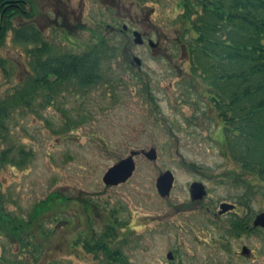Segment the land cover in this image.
<instances>
[{"label":"rangeland","instance_id":"374dc122","mask_svg":"<svg viewBox=\"0 0 264 264\" xmlns=\"http://www.w3.org/2000/svg\"><path fill=\"white\" fill-rule=\"evenodd\" d=\"M178 2L84 0L80 14L79 8L66 12V28L82 24L70 31L71 40L62 41L58 28L44 32L45 41L60 53L101 51L102 78L87 87L60 86L47 103L36 96L29 109L14 111L6 120L0 155L7 151L12 161L0 166V197L12 218L29 224V236L23 233L18 242L0 233V264H119L100 251L83 249V241L99 238L126 264H169L167 252L178 258L174 264L189 258L205 264H264V230L230 236L226 219L211 214L228 202L246 216L256 215L264 212V201L232 182L228 169L233 164L214 141L215 125L195 115L200 104L192 107L181 99L178 76L185 63L173 43ZM68 6L75 8V0ZM46 16L54 18L48 6ZM123 24L128 33L136 30L157 42V52L152 54L146 42L134 45L120 32ZM130 55L140 58L139 67L129 66ZM0 58L8 72L0 76L1 93L6 83L17 85L29 59L25 45L12 43L9 34ZM151 148L154 162L142 153ZM130 153H136L131 177L105 186L104 173ZM165 171L172 173L173 183L169 196L161 198L155 181ZM193 182L206 189L203 206L189 198ZM37 209L42 213L31 219ZM107 226L115 234L110 240L103 237ZM242 245L252 251V262L241 258Z\"/></svg>","mask_w":264,"mask_h":264},{"label":"trees","instance_id":"16d2710c","mask_svg":"<svg viewBox=\"0 0 264 264\" xmlns=\"http://www.w3.org/2000/svg\"><path fill=\"white\" fill-rule=\"evenodd\" d=\"M176 7L179 13L173 20V43L185 63L178 76L184 90L181 99L184 96L192 107L200 104L201 112L195 115L215 125L214 141L221 156L233 164L228 169L232 182L264 201V0H179ZM16 35V43L40 44L38 50L46 54L43 60L39 53H31L37 66L32 102L41 81L46 89L43 101L47 103L60 86L73 82L87 87L102 78L101 51L71 55L55 50L57 53L52 55V46L34 39L35 34L28 38L25 31L19 30ZM51 75L54 81L45 79ZM22 97L21 93L20 103ZM9 108L8 100L0 102V128ZM7 161L12 160L7 158V151L2 152L0 166L11 163ZM42 211L37 209L31 219ZM21 224L0 210L2 231L19 239ZM106 231L107 240L114 237L113 228L107 226ZM83 249L88 253L100 251L109 261L126 264L102 238L92 245L84 241Z\"/></svg>","mask_w":264,"mask_h":264},{"label":"flooded vegetation","instance_id":"af4514ba","mask_svg":"<svg viewBox=\"0 0 264 264\" xmlns=\"http://www.w3.org/2000/svg\"><path fill=\"white\" fill-rule=\"evenodd\" d=\"M43 1H45L44 5H42V3H41L42 0H0V40L2 41L0 43V47L3 46L8 34L10 35L11 42L16 43L15 40H17L19 38L16 35V31H19V30L25 31L28 38L33 33V34H35V35H33L34 39L40 40L43 43H48L45 41V37H44V32L48 29L51 30L52 28H58L57 30H59V33H58L59 37L62 39V41H65V39H67V40L72 39L73 34L70 32V31H72V29L77 30L78 29L77 27L82 28L81 23H80L81 25L77 24L76 25L77 27L75 26L74 28L73 27L66 28V26H64V23L66 25H68V23H70L69 20H68V23L66 21L67 20V17H66L67 11H68V13L71 14V12L74 11L73 9L79 8L80 9L79 14L82 12V10L85 7L84 0H75V2H76L75 8L68 6L70 0H43ZM108 1L109 0H97L98 3L103 4V5L106 4ZM118 1H121V0H118ZM57 4H60L61 7H58ZM45 6L46 7L48 6L51 9V12L54 16L53 20H50L46 16V7ZM42 17H43V22H42ZM58 19H60L61 21L59 22ZM76 19H78V16ZM123 26H125V29H123ZM110 30H115V28H110ZM133 31H136V30H130L128 33V29H127L126 25H124V24L121 25L120 32H123L126 36L130 35L131 39H132V32ZM88 32L94 38L95 34L91 30H88ZM140 34L142 35L143 43L141 45H136V46H142L144 44V42H146V45L151 50V53L152 54L156 53L157 52V46H158L157 42L152 41L150 38L145 39L144 35L142 33H140ZM149 40L152 41L153 43H155L154 47L151 48L148 46ZM24 45H25V54L27 55L29 62H28V64H24V63L22 64V66H23L22 77L20 78L19 81L16 82L17 85H14V84L9 85L6 83L5 84L6 88H4L2 90V92L0 93V102H4L6 100L9 101V107L10 108H9V112L6 115L7 117L5 120H8L10 115L14 111H24L26 109H29L31 104H32L31 86H32V83L34 84V82H32V81L35 78V70L37 69V66L35 64L36 59L31 57L32 56L31 53H33V52L35 54L39 53L40 55H42L43 60L46 59V54L43 51L41 52L38 50V47H40V44L36 45L34 43H26ZM49 45H51V44H49ZM58 48L60 49V47H58ZM53 51H55V50H53ZM119 51L121 52L122 49H120ZM57 52H59L58 49H57ZM86 53H88V52H86ZM63 54H66V53H63ZM71 55H79V54H71ZM133 57H137V56L130 55L129 60H127L129 66L139 67L141 65L140 58L137 57L140 60V64L136 65L132 60ZM5 62H6V60L0 58V76L4 75V76L8 77L7 76L8 72H7V68H6L7 66H5ZM45 79L52 82L55 80V77L51 75ZM43 84L44 83L42 81L38 83V85H39L38 96H41L42 100H43V96L46 95V89H45V86ZM21 93L23 95L22 103H20L18 101L20 99ZM1 116H3V115H1ZM3 132H5V123H4V126L2 128H0V133H3ZM204 190H205V195L202 199L197 200V201H193L190 199L191 202H194L197 205L200 204V206H203L202 203H203L205 196H206L205 187H204ZM188 194H189V188H188ZM189 198H190V195H189ZM244 201L245 200H242V203L240 202V204L245 205ZM222 203H227L229 205H232L233 208L228 209L224 213L220 214L219 213L220 212L219 206ZM0 210L3 213V215L10 216V214L4 209L2 197H0ZM239 212L243 213V215L239 214ZM211 214L215 218V220H220L222 218L226 219L227 228L225 230V233H227L230 236H235V237H243L246 235L252 236V234L255 231L264 230L262 228H253L252 222L254 220L255 215L250 214V215L246 216L245 210H239V208L236 204H231L228 202H221L217 206V211L215 210V211L211 212ZM12 219H15V218H12ZM16 221H19V220H16ZM25 224H26L27 228H24ZM21 225H22V227H21L20 232H19V235H20L19 239H16L15 236L10 235L6 231H2L1 229H0V233L5 234L8 238H10L12 240H17L18 242H21V235L23 233L25 236H29L26 233L29 229V224L25 223V221H23ZM105 233H104L103 237L105 236ZM99 239H101V238H99ZM96 241H98V240H96ZM96 241L90 240L87 242L92 245ZM103 242L106 243L104 240H103ZM78 243H79L78 239L76 241H74L73 242V244L75 245L74 247L78 246ZM26 245H27V243H25L24 247ZM83 245H84V241L82 242V246ZM243 247L248 250L247 254H242ZM167 253H171V255H172V258L170 260H168L170 262L169 264H174L178 260V258L175 257L172 254V252H167ZM240 255H241V258L243 260L251 261V262L253 261L252 251L245 245L241 246ZM200 260H201L200 258H189L183 264H205V262H200ZM114 262L121 264V261L120 262L114 261Z\"/></svg>","mask_w":264,"mask_h":264},{"label":"water","instance_id":"95a60500","mask_svg":"<svg viewBox=\"0 0 264 264\" xmlns=\"http://www.w3.org/2000/svg\"><path fill=\"white\" fill-rule=\"evenodd\" d=\"M123 29H125V26H123ZM132 42L134 45H141L143 43L142 35L138 31L132 32ZM149 47H154L155 43L152 41H148ZM133 62L136 65L140 64V60L137 57H133ZM145 158L151 162H154L156 160V152L154 149H149L147 152H142ZM136 155V153H130L129 156L126 158H123L116 162L112 167H110L103 175L102 182L105 186H116L118 184L124 183L127 179H129L134 171L135 164L133 161V156ZM173 183V175L170 171H165L161 173L155 181V188L157 191V194L161 198H166L169 195V192L171 190ZM189 195L190 199L193 201L200 200L205 195L204 187L199 182H193L191 183L189 187ZM233 206L229 205L227 203H222L219 206L220 214L224 213L228 209H232ZM253 228H262L264 229V212H261L259 214H256L254 217V220L252 222ZM248 250L243 247L242 254H247ZM172 258L171 253L166 254V259L170 260Z\"/></svg>","mask_w":264,"mask_h":264}]
</instances>
